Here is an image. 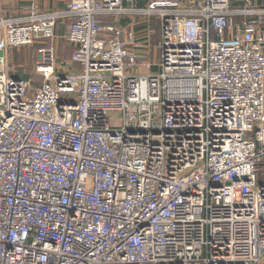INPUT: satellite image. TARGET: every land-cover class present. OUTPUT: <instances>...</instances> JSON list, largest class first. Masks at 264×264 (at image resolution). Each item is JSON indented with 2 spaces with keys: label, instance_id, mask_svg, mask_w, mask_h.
I'll list each match as a JSON object with an SVG mask.
<instances>
[{
  "label": "built area",
  "instance_id": "built-area-1",
  "mask_svg": "<svg viewBox=\"0 0 264 264\" xmlns=\"http://www.w3.org/2000/svg\"><path fill=\"white\" fill-rule=\"evenodd\" d=\"M66 1L1 23L0 264H263L264 9ZM130 15L160 23L157 73L133 29L101 20ZM63 17L80 70L40 48L31 95L10 58Z\"/></svg>",
  "mask_w": 264,
  "mask_h": 264
},
{
  "label": "crops",
  "instance_id": "crops-1",
  "mask_svg": "<svg viewBox=\"0 0 264 264\" xmlns=\"http://www.w3.org/2000/svg\"><path fill=\"white\" fill-rule=\"evenodd\" d=\"M255 8L264 9V0H250ZM124 4L127 7L134 9H145L149 5V0H124ZM245 5L241 2L236 3L235 8L243 9ZM37 10L39 15H46L51 13H63L67 11L66 0H0V40L4 35V27L1 25L6 20H20L25 22L32 14ZM105 24H117L122 29H133L136 33L137 40L140 43V50L138 51L141 56V61L144 62V66L140 68V73L147 75L149 73L159 72L160 65V51L158 49L161 43V29L160 23L156 18H151L145 22L139 15H130L123 20L116 23V21L110 17L101 18ZM235 22L241 23L245 20L243 16L234 17ZM71 19L68 17L60 18L57 21L55 27V40L51 41V45L56 48L57 55V72L60 74H74L80 70L78 66L71 63L72 55L65 56L59 54V49L69 47L73 52L74 46L66 41V37L69 31ZM155 31L154 35H149V30ZM264 29V27H263ZM45 43V42H44ZM42 45L43 43H37ZM30 47V46H28ZM63 47V48H62ZM26 48V47H23ZM22 48L16 49L20 50ZM14 51V52H15ZM13 52V53H14ZM11 60V59H10ZM156 69V70H154ZM154 70V71H153ZM12 73V72H11ZM17 78L22 77L15 75ZM264 264V263H263Z\"/></svg>",
  "mask_w": 264,
  "mask_h": 264
},
{
  "label": "rangeland",
  "instance_id": "rangeland-1",
  "mask_svg": "<svg viewBox=\"0 0 264 264\" xmlns=\"http://www.w3.org/2000/svg\"><path fill=\"white\" fill-rule=\"evenodd\" d=\"M51 45V41H47L40 44H34L30 47L22 48L17 50L11 56V60L9 61L10 71L15 75L22 77L24 80L28 82V92L33 95V93L41 86V84L45 81L44 76L38 72V67L40 63V48H49ZM63 48V47H62ZM59 54H63L65 56H70L73 54V51L67 47L63 49H59ZM156 70V69H154ZM153 70V71H154ZM261 180L264 177V171H260Z\"/></svg>",
  "mask_w": 264,
  "mask_h": 264
},
{
  "label": "trees",
  "instance_id": "trees-1",
  "mask_svg": "<svg viewBox=\"0 0 264 264\" xmlns=\"http://www.w3.org/2000/svg\"><path fill=\"white\" fill-rule=\"evenodd\" d=\"M262 166H263V165H262ZM262 166H261L260 168H263Z\"/></svg>",
  "mask_w": 264,
  "mask_h": 264
}]
</instances>
